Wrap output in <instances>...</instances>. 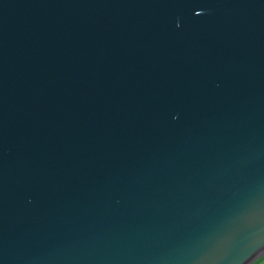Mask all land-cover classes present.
I'll return each mask as SVG.
<instances>
[{
    "label": "water",
    "instance_id": "95a60500",
    "mask_svg": "<svg viewBox=\"0 0 264 264\" xmlns=\"http://www.w3.org/2000/svg\"><path fill=\"white\" fill-rule=\"evenodd\" d=\"M264 255V0H0V264Z\"/></svg>",
    "mask_w": 264,
    "mask_h": 264
},
{
    "label": "rangeland",
    "instance_id": "374dc122",
    "mask_svg": "<svg viewBox=\"0 0 264 264\" xmlns=\"http://www.w3.org/2000/svg\"><path fill=\"white\" fill-rule=\"evenodd\" d=\"M252 264H264V255L261 257L260 260H256L254 263Z\"/></svg>",
    "mask_w": 264,
    "mask_h": 264
}]
</instances>
